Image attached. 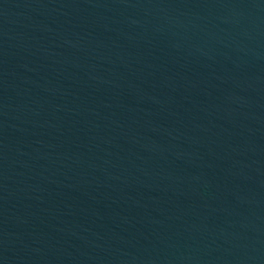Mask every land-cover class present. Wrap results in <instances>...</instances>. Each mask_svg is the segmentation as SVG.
Masks as SVG:
<instances>
[{"label": "water", "instance_id": "water-1", "mask_svg": "<svg viewBox=\"0 0 264 264\" xmlns=\"http://www.w3.org/2000/svg\"><path fill=\"white\" fill-rule=\"evenodd\" d=\"M0 264H264V0H0Z\"/></svg>", "mask_w": 264, "mask_h": 264}]
</instances>
